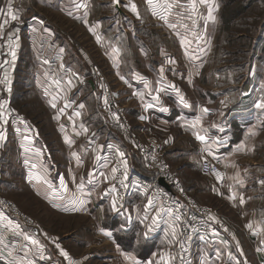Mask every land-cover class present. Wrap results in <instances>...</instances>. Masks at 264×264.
Segmentation results:
<instances>
[{"label":"rangeland","instance_id":"374dc122","mask_svg":"<svg viewBox=\"0 0 264 264\" xmlns=\"http://www.w3.org/2000/svg\"><path fill=\"white\" fill-rule=\"evenodd\" d=\"M178 1L184 3L182 8L171 12V16L168 14L171 20L165 21L161 19V10L155 12L158 14L149 11L141 16L132 15L130 0H120L119 4L116 0H90L87 8L89 16H82L77 11L73 13L72 7L70 11L73 12L63 11L62 8L59 10L62 5L60 1L0 0V9L3 10L0 12V105L8 102L5 109L7 123L0 119V132L5 136L0 141V194L32 219V222L27 220L29 224L24 223L29 229L68 230L76 236L79 252L88 242L86 239L95 244L92 248L96 249L99 245L100 237L97 239L93 234V228L88 224L91 221L85 220L86 216L74 214L63 217L57 209L49 212L41 198L33 195L27 187L19 188L22 165L16 166L15 162L21 161V158H18L17 151L9 141L12 139L11 133H14L10 127H13L12 122L18 115L29 119L39 129L34 132L36 140L39 137L44 139L38 155L44 159L41 158L35 166L39 168L38 171L42 170L51 178L55 190V185L61 184L57 176L61 175L64 181L67 180V191L63 189L60 200L63 196L64 200L61 202L67 203L68 198H77L80 192L82 195L84 189L88 190L91 182H94L91 176L99 172L102 173V181L109 179L107 186L110 183L116 186L113 162L104 155L110 138L123 146V159L127 165L133 163L136 172L152 176L147 169L146 159L127 149L118 138L117 134L124 136V131L113 134L107 127L105 96L100 90L101 85L95 91L90 85L91 80L96 79L98 70V76L103 74L109 79L135 133L143 141L156 142V147L164 153L172 169L181 175L189 195L200 204L214 205L217 208L215 214L223 220L222 205L216 197L218 191L204 192L201 189L212 179L201 173L200 141L195 133L202 135L206 131L219 139L220 143L229 142L232 146L240 138L243 126L255 119V116H246L244 112H264V108L258 107L264 102V88L260 85L264 83V2L262 5L256 4L249 12L247 10L246 15L244 0H215L217 8L211 10L208 7L211 0L203 3L196 0L194 9L192 0H173L174 7ZM54 2L62 13L51 10ZM9 3L18 20L14 21L7 15ZM79 3L74 1L73 5ZM83 13L86 14V11ZM210 14L213 18H210ZM5 19L8 21L6 24L3 23ZM167 23L176 27L171 28ZM95 25L98 31L93 32ZM9 35L18 43V47L14 48L15 59L11 54L13 49L8 46ZM184 39H187V45L181 42ZM81 48L87 51L91 64L84 59ZM169 60L175 63H169ZM250 84H253L251 97L259 92L252 97L256 101H241L243 91H248ZM226 91L229 96H225ZM138 94H142L143 99ZM157 95L159 100L155 99ZM181 96L190 107L180 102ZM77 103L83 105L82 137L77 140L71 135L66 141L57 142L58 132L51 124L55 119L52 110ZM146 104L154 107L146 108ZM203 107L210 111L202 113ZM199 114L204 121L200 120L201 123L193 127L192 120L201 119ZM141 116L147 119H141ZM258 121H264V114L259 116ZM259 140L258 153L264 157V133ZM73 153L80 157L79 161ZM98 155L100 160L96 159ZM76 172L79 179L73 176ZM67 174L71 177L69 180L66 179ZM81 184L84 187L79 192L78 186ZM87 192L89 199H96L92 191ZM110 193L103 194L99 202L102 209H106L105 224L119 230L124 250L133 251L134 239H131V230L125 221H128L132 204L138 203L141 198L148 200L149 196L135 193L127 197L124 213L121 214L119 210L114 213L110 208V199H115L116 192ZM93 201L88 207L89 218L97 215ZM31 206L37 209L36 214ZM86 227L89 235L81 236L85 235ZM63 236L61 233L60 237ZM224 236L231 238L233 233L229 237L224 232ZM253 249L250 248L252 262L255 255ZM137 254L143 260L147 258L145 250H138ZM51 256L56 258L52 259ZM51 256L46 255L44 264H64L56 254Z\"/></svg>","mask_w":264,"mask_h":264},{"label":"crops","instance_id":"0c3cea01","mask_svg":"<svg viewBox=\"0 0 264 264\" xmlns=\"http://www.w3.org/2000/svg\"><path fill=\"white\" fill-rule=\"evenodd\" d=\"M54 1H60L62 3L59 10L62 8L63 11L73 12L70 11L72 7L74 10L73 13L77 11L78 13H82V16H86L88 12L87 8H89L88 1L90 0ZM74 1L80 2L78 5L86 4L87 7H77V5H73ZM244 1L247 7L246 12L247 10L248 12L251 11L256 4L262 5L264 2V0ZM130 2L136 5L139 16L149 11L154 13V7L155 12L160 10L163 12V7L161 6L165 5V0H153V4L151 5L148 3V0H130ZM167 3L173 5V8L169 12L170 16L171 12L180 10L182 8L181 5L184 4L178 1L177 4L175 2V6H177L174 7L173 0H167ZM53 4L51 10L57 11L59 14L62 13L58 10V4H55V2ZM208 7L210 10L217 8V2L211 0ZM119 8L120 7H118V9ZM82 11H86V14ZM119 11L122 12V9H119ZM130 12L132 15H137V12L131 10V6ZM248 12L246 15H248ZM80 15L81 14L78 16ZM260 15L263 16V13L261 12ZM170 18L171 17L168 18L169 21L171 20ZM96 25L94 28H96ZM95 31H98V28H96ZM90 85L93 89L92 91H94L92 84ZM250 85L248 91H243L245 93L242 94L241 101L250 102L249 99H251V101H256V99L252 97L257 96L259 92L253 94L251 97V88L253 84ZM260 85L264 88V83H260ZM224 94L225 96H229V92L227 91ZM243 97L246 98L243 99ZM58 98L60 97L58 96ZM200 105L202 104L200 103ZM61 109H63V111H61ZM81 109L80 104L77 103V105L60 106L56 110H52L55 119L51 124L53 125V129L58 132L57 142L66 141V137L69 138L74 136L77 140L82 137ZM77 112L80 113L79 116L76 115ZM244 113L249 117L255 116V119L243 126L244 128L241 129L242 134L240 138H238L236 143L232 146L229 145V142L220 143L219 139L206 131L202 132V135L208 137L207 148L205 147V142L198 140L200 141L201 153L200 167L202 160L208 157L220 161L225 173H227L226 182L223 187L216 186L214 182L210 180L211 182L209 181L208 184L202 185L201 189L204 192L214 189L218 191L216 197H218L217 199L221 202V210L224 212L222 221L225 223L227 231L233 233V237H225L219 230H215L213 240L207 242L198 241L194 245L193 254L187 257H180L176 253L175 246L179 233L178 223L174 219H171V217L159 216V218H157V208L155 204L149 205L150 199L147 200L146 198H141L138 203L133 201L134 203L131 206L130 215L127 216L128 221H125L131 230V239H134L131 247L133 251L128 252L124 250L121 245L119 230H115V228L105 224L104 212L106 209L103 210L102 205H99L101 196L103 194H109L113 186V183L107 186V183H109V179L107 180V178L105 181H102V177L100 176L102 173L100 172L98 175L95 174V176H91L94 182H91L88 190L84 189V194L82 192L81 195L79 190L80 194L77 198H68L67 203L65 201L61 202L64 200V196L60 200V197L64 194V187H62L61 184L60 186L55 185L57 189L55 190L51 178L43 174L42 170V173L40 170L38 171L39 168L35 167L38 165L37 163H40L41 158L44 159L42 156H38L41 153V143H44V139L39 137L38 140H36L34 132L39 129L33 126V123L29 119L28 121L26 118H22L21 115H18L12 122L13 127H10V130L14 131L15 134L13 132L11 133L12 139L9 141H11L13 149L17 151L18 158H21V161L18 160V162H15L16 166L22 165L18 180L19 188L27 187L33 195H37L41 198L44 204H47L49 212L58 210L57 212H61L63 217H69L74 214L86 216L85 220L90 219L91 221L88 224L93 228V234L96 235L97 239L98 237L100 238L98 241L99 245L96 249L92 248L95 244L90 243V240L86 239L85 241L88 240V242L84 243L85 245L82 246V250L79 252V245L75 241L76 236L74 237V234H71L68 230H62V228L56 230L50 229L49 227V229H44L42 231L41 229L39 230L38 227L29 229V226L25 225L24 222L14 219L7 214L0 213V264H27L28 261H32V264H44L47 254L48 256L56 254L58 258L60 257L64 261V264H96V262H100V264H137V262H139V264H149L150 261L152 264H264V184L260 183V181L264 180V157L259 156L260 154L258 153L260 149L259 138L264 133V121L260 122L258 118L263 115L264 112L251 110ZM198 116L200 117L201 115L199 114ZM24 117L26 116L24 115ZM192 117L194 118V116ZM200 120L204 121V118L201 116ZM18 121H21V124H18ZM195 121L196 120H192V125ZM15 150H13V153H15ZM237 173L239 174L238 179L242 180L243 184L237 182ZM30 174L33 177L31 180L29 179ZM74 175L77 176V179L80 178L77 172L73 174V176ZM36 177H41V179H37ZM69 178L71 177L67 174L66 179L69 180ZM57 180L59 182L63 180V184L65 186L67 185V180L64 181L61 175L57 176ZM45 181H47V183ZM49 185H51V187ZM87 191L90 193L92 191L96 196V199H92L94 200V207H96L97 215L95 218H89L87 216L88 207L90 202H92L87 196ZM233 193L236 194L235 200L229 199ZM241 196H243L246 203H239V198ZM91 198H93V196ZM74 200L77 202L73 203ZM79 200H83L84 203L80 204L78 202ZM112 204L113 197L110 199L109 203L110 208L113 210ZM75 208L79 210H71ZM31 210L36 214L37 209L34 210L31 206ZM154 219H156L155 224H153ZM249 224L252 225L251 228L248 227ZM16 225L19 227H15ZM173 225H175L177 230L175 238L172 235ZM101 229L104 231H101ZM85 230V235L81 236L85 237L89 235L88 227H86ZM104 232H110L111 236L105 235ZM61 233L64 235L63 238L60 237ZM26 235L39 241V244L43 245V248L40 249L38 245L32 244L31 240H26ZM65 240H69V242ZM71 241L73 242L70 243ZM57 244L60 248H57ZM75 245H77L76 250L74 249ZM251 247H254L253 251L255 252L253 262L251 260ZM61 248L68 252V257L61 254ZM138 250L141 252L144 250L146 251L147 258L145 260L140 258L137 254ZM165 254H167L170 259L162 260L161 257L165 256ZM51 257L52 259L56 258L53 256ZM55 262L54 260V263Z\"/></svg>","mask_w":264,"mask_h":264},{"label":"built area","instance_id":"2783aa9c","mask_svg":"<svg viewBox=\"0 0 264 264\" xmlns=\"http://www.w3.org/2000/svg\"><path fill=\"white\" fill-rule=\"evenodd\" d=\"M81 53L84 59L91 64L89 55L84 48H81ZM98 74H100L99 70L97 71L96 79H92L94 80V85L92 84V86L95 91L99 88L100 84V90L103 96L107 98L108 103L104 109L107 127L112 130L113 134L116 133L115 131H124V136L116 133L118 138L123 141L127 149L146 159L147 169L152 172V176L141 175L136 172L135 166L132 163L127 167V177L125 178L123 168V158L125 157L121 158L118 155L119 152L124 150L123 146L112 138L108 140L104 155L107 160H112L114 168L118 169L115 173V199L119 213H124L127 197H132L135 193L149 196V199L155 204L157 211H159L161 206L166 210L170 209L171 214L168 211H164L160 213V216L171 217V219H174L178 223L179 233L176 241V253L180 257L190 256L194 250V245L198 241L207 242L213 240L215 230H219L222 234L226 232L230 237L232 233L230 231L227 232L225 223L215 214L217 208L214 205L196 202L185 190L181 175L172 169L169 160L164 157V153L156 147V142L151 140L143 141L135 133V128L132 127L109 79L103 74L100 76ZM113 113L116 114L115 117ZM153 156L156 157L155 160L152 159ZM1 168L2 162L0 161ZM200 170L205 176L211 178L216 186H224L226 173H224L220 161L205 157L201 162ZM217 172L223 176L222 180L217 178ZM161 178L171 185L172 190H168L159 183ZM0 212L10 214L16 219H21L25 224H29L27 220L32 222V219L27 217V214L22 210H19L14 202L1 194ZM210 217H215V219H211ZM181 242L183 243V247H181Z\"/></svg>","mask_w":264,"mask_h":264},{"label":"snow or ice","instance_id":"6c2138e0","mask_svg":"<svg viewBox=\"0 0 264 264\" xmlns=\"http://www.w3.org/2000/svg\"><path fill=\"white\" fill-rule=\"evenodd\" d=\"M119 2H120V0H116V3H117V4H119ZM195 2H196V0H192V6H193V9L195 8ZM201 2L203 3V2H205V0H201ZM148 3H149L150 5L153 4V0H148ZM77 7H87V5H86V4H85V5H77ZM161 7H163V14L161 15V19L167 21V20H168V14H169L170 10L173 8V5H172L171 3H167V0H165V5H163V6H161ZM131 10H132L133 12H137V15L139 14L138 11H137V7H136V5H135L134 3L131 4ZM0 12H3V10L0 9ZM69 14H71V13H69ZM154 14H158V13H155V7H154ZM7 15L10 16L11 19L14 20V21H15V20H18V18H19L18 15L14 14V12H13V10H12L11 3H9V5H8ZM210 18H213V17H211V14H210ZM7 22H8L7 19H5V20L3 21L4 24H6ZM85 22H87V21H85ZM41 23H43V21H41ZM0 27H2V24H0ZM169 27H171V28H175L176 25H175V24H169ZM185 27H186V26H185ZM92 31L94 32L95 29H92ZM97 39H99V37H97ZM181 42H182L183 44H185V45L188 44L187 39H184V40H182ZM8 46H9L10 48L13 49L11 54H12L13 59H15V51H14V48H15V47H18V43H16L15 41H13V38H12L11 35L8 36ZM169 63H175V61L169 60ZM162 71H163V69H161V72H162ZM122 79H123V77H122ZM68 83L71 84V81L69 80ZM172 87H175V86L172 85ZM9 90H11V89L9 88ZM176 91L179 92V89H176ZM138 95H141V99H143L142 94H138ZM155 99H156V100H159V95H157V96L155 97ZM180 102H181L182 104H186V101L184 100V97H183V96L180 97ZM7 103H8L7 101H4V103H3L2 105H0V119H3L5 123H7V112L5 111L6 106H7ZM221 103H224V101H222ZM105 104L107 105V98H105ZM52 106L55 107V104L53 103ZM66 106H70V105H66ZM186 106H189V107H190L191 105H187V104H186ZM80 107L82 108L83 105H80ZM145 107H146V108H150V107H154V105L146 104ZM258 107H262V108H264V102H262L261 104H259ZM166 110H167V109H162V111H166ZM61 111H63V109H61ZM209 111H210V109L207 108V107H203V108H201V112H202V113H208ZM76 115L79 116L80 113L77 112ZM113 116L115 117L116 114L113 113ZM117 118H118V117H117ZM140 118H141V119H147V117H145V116H141ZM200 123H201L200 119L197 118V120H196L195 122H193V125H192V126H193V127H196V125H197V124H200ZM195 135H196V139H197V140H200V141H202V142H205V147L207 148V140H208V137H206L205 135H200L199 132L195 133ZM4 139H5L4 134H3L2 132H0V141H3ZM66 139H68V138L66 137ZM166 142H167V141H166ZM69 143H71V141H69ZM239 147H242V146H239ZM73 155L76 156L77 160L79 161L80 157H79L76 153H73ZM118 155L122 158V157H124L125 154H124L123 152H119ZM96 159H97V160H100L101 157L98 155V156L96 157ZM152 159L155 160L156 157L153 156ZM127 167H128V165H127V161H126V160H123V168H124V176H125V178L127 177ZM117 171H118L117 168H113V169H112V173H113V174H115ZM216 176H217L218 179H221V180L223 179V176H222L221 173H219V172L216 173ZM238 177H239V174L237 173V182L240 183V184H243V181H242V180H239ZM32 178H33V177H32V175L30 174V175H29V179L31 180ZM36 178H37V179H41V177H36ZM113 178H114V175H113ZM45 182L47 183V181H45ZM121 183H123V181H121ZM260 183H261V184H264V180L260 181ZM61 185H62V187L65 188V191H67L66 186L63 184V180L61 181ZM49 186L51 187V185H49ZM83 187H84V186H83L82 184L78 186L79 190H81V191L83 190ZM110 190H111L112 192H115V191H116L115 186L113 185L112 188H111ZM229 199L235 200V199H236V194L233 193V194L229 197ZM76 202H77V201H75V200L73 201V203H76ZM78 202H79L80 204H83V203H84L83 200H79ZM239 203H240V204H244V203H246V201H245V199L243 198V196H241V197L239 198ZM151 204H152V201L149 200V205H151ZM112 207H113V210H114V211H118V209L116 208V201H115V199L113 200ZM65 210H69V209H65ZM71 210H77V211H78L79 209H78V208H75V209H71ZM164 211H168L169 214H171V210H170V209L166 210V209L163 208V206H161V208L159 209V211H157V218H159L160 213H161V212H164ZM210 218H211V219H215V217H210ZM177 219H178V218H177ZM155 223H156V219L153 220V224H155ZM15 227L18 228L19 226L16 225ZM248 227L251 228L252 225L249 224ZM101 231H104V230L101 229ZM176 232H177L176 227H175V225H173V227H172V235H173L174 238L176 237ZM104 234L107 235V236H111V233H110V232H104ZM145 235H147V234H145ZM25 239H26V240H31L32 244L38 245L40 249L43 248V245H40V244H39V241L35 240V239L32 238L31 236H27V235H26V236H25ZM56 246H57V248H60V246H59L58 244H57ZM181 247H183V243H182V242H181ZM60 251H61V254H62L63 256L68 257V255H69L68 252H66V251H65L64 249H62V248L60 249ZM10 254H11V253H10ZM161 259H162V260L170 259V257H168L167 254H165V256H162ZM27 264H32V261H28ZM137 264H139V262H137ZM149 264H152V262L150 261Z\"/></svg>","mask_w":264,"mask_h":264},{"label":"water","instance_id":"95a60500","mask_svg":"<svg viewBox=\"0 0 264 264\" xmlns=\"http://www.w3.org/2000/svg\"><path fill=\"white\" fill-rule=\"evenodd\" d=\"M91 84H93L94 85V81L93 80H91ZM159 183L163 186V187H166L168 190H172V188H171V185L165 180V179H160L159 180Z\"/></svg>","mask_w":264,"mask_h":264}]
</instances>
